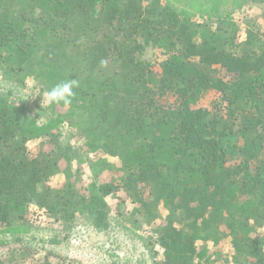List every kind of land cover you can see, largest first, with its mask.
Masks as SVG:
<instances>
[{"label":"trees","instance_id":"16d2710c","mask_svg":"<svg viewBox=\"0 0 264 264\" xmlns=\"http://www.w3.org/2000/svg\"><path fill=\"white\" fill-rule=\"evenodd\" d=\"M68 79L70 105L18 95ZM39 211L135 214L155 264H264V0H0V264H83L25 240Z\"/></svg>","mask_w":264,"mask_h":264},{"label":"rangeland","instance_id":"374dc122","mask_svg":"<svg viewBox=\"0 0 264 264\" xmlns=\"http://www.w3.org/2000/svg\"><path fill=\"white\" fill-rule=\"evenodd\" d=\"M240 29L245 33L246 26L241 24ZM140 45V60L155 63L164 59V56L160 54V50L149 46L147 43H140ZM39 83V81H34L32 88L19 91L18 95L24 98L33 97V101L38 104V108H41L48 104L43 100L48 89L41 91L40 88L44 87V84ZM215 98H217V95L214 93L208 94L204 102L205 106L211 108L214 105L213 100ZM39 110L35 109V112L40 114ZM131 208L129 207V209ZM39 213V216H37L38 225L32 227L27 237L25 236V240L33 245V249L38 247L42 254L55 252L60 256H69V258L83 264L157 263L158 259L154 260L153 254L143 246L142 241L148 234L136 226L137 216L135 214L127 213L125 216L117 217L108 231L96 230L86 220L81 219L74 224L72 232L67 236V234L58 231L55 224L49 223L50 219L45 212L39 211ZM153 227L154 225H151V228ZM139 235L143 236V239ZM54 239L60 242L52 241ZM219 245L220 249L231 251L229 242H221Z\"/></svg>","mask_w":264,"mask_h":264},{"label":"clouds","instance_id":"9594fccd","mask_svg":"<svg viewBox=\"0 0 264 264\" xmlns=\"http://www.w3.org/2000/svg\"><path fill=\"white\" fill-rule=\"evenodd\" d=\"M75 87H78V81L75 79L62 81L46 91L43 100L50 104L63 103L64 105H70L75 96L73 91Z\"/></svg>","mask_w":264,"mask_h":264}]
</instances>
